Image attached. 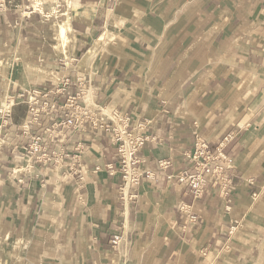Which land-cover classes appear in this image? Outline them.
<instances>
[{"label":"crops","instance_id":"obj_1","mask_svg":"<svg viewBox=\"0 0 264 264\" xmlns=\"http://www.w3.org/2000/svg\"><path fill=\"white\" fill-rule=\"evenodd\" d=\"M122 2L77 0L70 9L75 49L61 69L50 67L60 69L59 79L0 88V264H264V0ZM3 6L0 29L10 31L17 50L36 55L31 46L44 39L36 1ZM219 11L225 25L209 29ZM122 19L136 34L128 56L109 52L114 61L87 71L79 57ZM163 30L179 41V53L171 59L164 49L154 73L150 55ZM183 58V98L171 102L160 93ZM64 76L73 90L91 87L96 105H87L128 114L129 129L148 137L133 165L142 172L138 185L123 190L120 142L110 132L91 121L52 129L62 109L33 117L27 90L48 91ZM52 100L64 96L51 93ZM198 134L214 150L231 137L223 148L235 165L227 194L208 185L195 198L177 178ZM33 136L49 151L62 150L57 163L28 160L24 147ZM161 159L169 164L160 166ZM143 247L151 248L147 257Z\"/></svg>","mask_w":264,"mask_h":264},{"label":"built area","instance_id":"obj_2","mask_svg":"<svg viewBox=\"0 0 264 264\" xmlns=\"http://www.w3.org/2000/svg\"><path fill=\"white\" fill-rule=\"evenodd\" d=\"M3 4L4 0H0V9L4 8ZM71 84V78L64 76L48 91L27 90L31 114L33 117H37L43 111L55 114L62 109L65 110V115L56 119L52 129L77 127L79 124L91 121L94 127L110 132L113 139L120 142L119 149L123 157V190L126 191L131 186L138 185L142 172H136L133 165L142 161L141 148L148 137L138 135L137 129H129L130 116L128 114H123L120 111H104L87 105L84 93L91 87L86 83H80L76 90L72 89ZM51 93L64 96V100L59 103L56 100L49 101ZM23 95L24 93L21 96L23 97ZM41 99L44 101L42 102ZM13 102L14 99L11 98L10 103ZM138 128L142 129V125H138ZM230 141V136L225 137L214 150L209 141L198 134L193 150L185 153L189 166L178 173L177 178L180 182H185L190 186L195 198L202 197L208 185L212 189H218L222 194L228 193L227 190L232 186L231 170L235 168V165L230 157L224 154L223 148ZM44 146L43 137L33 136L31 143L24 147V154L29 161L41 160L57 163V159L63 155L62 150L49 151ZM158 163L160 166L169 164L168 161L162 159ZM101 168V166H96L95 171H99ZM111 170L112 167L108 165V171L111 172ZM118 240L119 237L116 236L113 241L115 245Z\"/></svg>","mask_w":264,"mask_h":264},{"label":"rangeland","instance_id":"obj_3","mask_svg":"<svg viewBox=\"0 0 264 264\" xmlns=\"http://www.w3.org/2000/svg\"><path fill=\"white\" fill-rule=\"evenodd\" d=\"M35 1L38 8L43 13L44 22L42 25L44 26L43 27L44 29L42 30V34L44 35V39L34 40L35 43L32 44L31 49L33 52H36V55L33 54L34 56H32L31 54H28L30 52L28 48L24 49L23 47H21L22 50L21 49L17 50L15 43L11 41L9 38L10 31L0 29V88L7 89V87L11 85H17V83H20L24 87H29L30 86L29 82L31 80L41 76H50V77L53 76V78L59 79L58 76H61V73L57 71H60L61 69L60 66L64 64V61L69 60L71 58V56H68L66 58L63 57L60 54V52L55 49V43L58 41V39L55 37L54 34L56 30L59 28V24L61 23V21L67 18L66 13L67 11L70 12V9L72 8L70 5L71 4L76 5L77 0H71L70 5H68V3L70 2L69 0H42L41 2H39L38 0ZM122 1L123 0H119V4L123 3ZM129 3L134 5L131 2ZM112 11L113 10L110 9L108 13L110 14ZM226 15L227 14L225 11H219L218 18L214 20V23L216 24L210 25L209 29L223 27V25H225V21L220 23H218V21L219 19L226 18ZM122 21L124 20L123 19L121 20L120 23V25H122L121 27L117 25L110 30L111 36L109 37L107 44L105 45L98 59L93 63V65L92 64L86 65L82 62L84 55L83 56L81 55L79 57L80 62L84 64L87 71L96 72L98 69H100V65L104 63V60L107 63H111L112 61H114L113 56L108 55L109 52L115 53L117 56L124 58L128 56L129 52L127 51L126 47L127 45L130 44L129 41H131L132 43L134 42L136 34L134 30H132L133 28L131 27V25H129V23L123 24ZM174 23H176V21ZM105 30H101L97 34V37L99 35L101 36L104 33L103 31ZM171 31L174 32V30ZM162 32H163V39L157 43V49H156L157 51L160 52V53H156L161 63L159 68H161L162 66L163 59H161L162 58L161 55L162 52H164V49L165 51H167L166 55L171 57V59L177 58L179 53L177 50L178 49L177 45L179 44V41L177 40L178 42L177 41L174 42L173 40L174 36L168 37V35H166V31L163 30ZM172 33L170 32V34ZM177 37L175 39H177ZM155 41L156 39L152 40L153 46L156 45ZM37 42H39V44H42L41 47L43 46V48L38 47L39 45H35ZM24 43L25 42H21V46H23L22 44ZM75 43H76V37L74 36L70 53L75 49ZM92 44L93 42L88 48H90ZM38 51L43 56H41ZM131 57L133 60L139 58L137 57V55H132V54ZM139 60L143 61L140 58ZM180 61L182 62L184 61L187 63L188 60L185 58L179 59L178 63ZM54 66H57V68L60 69L55 68L56 70L54 71L53 68L52 69L50 68ZM29 79L31 80L29 81ZM181 84H182V80H180V77H178L175 83L170 87V92L173 93L177 91L179 88H182ZM165 88L166 85L164 86L163 91L165 90ZM163 91L160 94H162ZM85 99L86 102H88L86 98V93H85ZM167 99L171 102L175 100V99L172 100V98H167ZM94 101L95 99L93 100V102ZM135 251L139 253V251L137 250Z\"/></svg>","mask_w":264,"mask_h":264},{"label":"bare ground","instance_id":"obj_4","mask_svg":"<svg viewBox=\"0 0 264 264\" xmlns=\"http://www.w3.org/2000/svg\"><path fill=\"white\" fill-rule=\"evenodd\" d=\"M39 2H41L42 0H38ZM70 2L68 3V5H70L71 0H69ZM74 4H71L70 6L73 7ZM249 5V4H248ZM199 8V7H198ZM67 18L62 20L61 23L59 24V28L56 30L55 32V37L58 39V41L55 43V49L57 51L60 52V54L63 57H68L71 56L70 50L73 44V38H74V30L72 28V24L71 21L73 18H75L70 12L67 11ZM87 18V17H86ZM110 30L111 28L106 27V30L104 31V33L97 38L92 46L87 50V52L84 54V57L82 59V62L86 65H93V63L98 59L100 53L102 52L103 48L105 47V45L107 44L109 37L111 36L110 34ZM222 46V45H221ZM226 46V45H225ZM224 46V47H225ZM223 47V49H224ZM156 53H160L159 51L155 50L151 55V64H152V70H155L154 73L158 70L159 66H160V59L158 57V55ZM139 57L141 60L145 61L147 58H143L141 56H137ZM138 58V59H139ZM149 58V59H150ZM44 60V59H43ZM42 60V61H43ZM148 60V59H147ZM82 63V64H83ZM187 65L186 62H182L180 61L177 66L175 67V69L173 70L172 74L170 75L168 82L166 84V88L162 93L163 97L166 98H172V100H178L183 98V90L182 88H179L177 91L175 92H170V87L175 83V81L178 79V77H180L181 72L183 71L184 67ZM151 70V71H152ZM251 79V78H250ZM255 80V79H254ZM86 93V98L87 101L89 103H94V93L92 89H87L85 91ZM85 93H84V99H85ZM239 103V102H238ZM95 104V103H94ZM240 104V103H239ZM6 105V104H5ZM96 105V104H95ZM9 107V106H6ZM239 107V106H238ZM44 139V138H43ZM45 147V146H44ZM144 250V254L145 257H147V255L151 252V248H146L143 247L142 248ZM114 259V258H113Z\"/></svg>","mask_w":264,"mask_h":264}]
</instances>
